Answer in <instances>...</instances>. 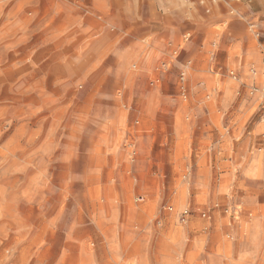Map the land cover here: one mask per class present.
I'll return each mask as SVG.
<instances>
[{"label": "rangeland", "instance_id": "rangeland-1", "mask_svg": "<svg viewBox=\"0 0 264 264\" xmlns=\"http://www.w3.org/2000/svg\"><path fill=\"white\" fill-rule=\"evenodd\" d=\"M263 6L0 0V264H264Z\"/></svg>", "mask_w": 264, "mask_h": 264}, {"label": "crops", "instance_id": "crops-1", "mask_svg": "<svg viewBox=\"0 0 264 264\" xmlns=\"http://www.w3.org/2000/svg\"><path fill=\"white\" fill-rule=\"evenodd\" d=\"M262 13H263V15H264V6H263V10H262ZM263 21H264V18H263ZM151 31V35H153L154 36V41H153V45H155V47L157 48L158 47V45L159 46H167V40H168V37H164V36H158V35H156V31H154L153 29H151L150 30ZM223 63V65L221 64V67H225V69H226V67H229L228 66V63H227V58L225 57L224 59H223V61H222ZM233 112H235V111H233ZM133 137H135L136 136V134L135 133H133V135H132ZM138 137H140V135H138V136H136V138H138Z\"/></svg>", "mask_w": 264, "mask_h": 264}, {"label": "built area", "instance_id": "built-area-1", "mask_svg": "<svg viewBox=\"0 0 264 264\" xmlns=\"http://www.w3.org/2000/svg\"><path fill=\"white\" fill-rule=\"evenodd\" d=\"M254 27H257V28H258V29H257V34L259 35V34H260L259 26H258L257 24H254ZM263 53H264V51H263ZM253 72L255 73V70H253ZM186 74H187V71H185V70L181 72V79L183 80V84H182L183 93L186 92V84H185V81H186ZM231 74H234V75L236 76V73H235V70H234V69L231 70ZM141 198H142V197H141ZM170 208H171V207H170ZM188 213H189L188 209H185V210L182 212V216H183L184 220H185V218L187 217ZM203 214L206 215V212H204Z\"/></svg>", "mask_w": 264, "mask_h": 264}]
</instances>
